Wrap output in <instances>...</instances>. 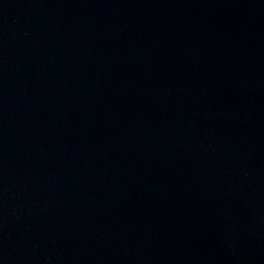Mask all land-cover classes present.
Here are the masks:
<instances>
[{
	"label": "water",
	"instance_id": "obj_1",
	"mask_svg": "<svg viewBox=\"0 0 264 264\" xmlns=\"http://www.w3.org/2000/svg\"><path fill=\"white\" fill-rule=\"evenodd\" d=\"M0 264H264V0H0Z\"/></svg>",
	"mask_w": 264,
	"mask_h": 264
}]
</instances>
